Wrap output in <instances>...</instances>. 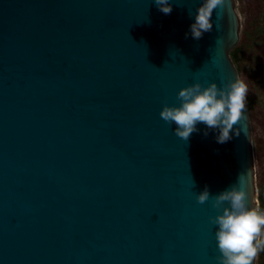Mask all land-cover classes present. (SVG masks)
I'll use <instances>...</instances> for the list:
<instances>
[{"label":"water","instance_id":"water-1","mask_svg":"<svg viewBox=\"0 0 264 264\" xmlns=\"http://www.w3.org/2000/svg\"><path fill=\"white\" fill-rule=\"evenodd\" d=\"M196 2L0 0V264H218L212 195L237 184L257 207L246 103L223 144L159 115L239 80L235 0L199 40Z\"/></svg>","mask_w":264,"mask_h":264},{"label":"clouds","instance_id":"clouds-1","mask_svg":"<svg viewBox=\"0 0 264 264\" xmlns=\"http://www.w3.org/2000/svg\"><path fill=\"white\" fill-rule=\"evenodd\" d=\"M154 3L163 14L172 12L170 0H154ZM222 4L223 0H197L196 7L189 10L192 22L185 38L190 35L199 40L204 33L210 32L214 9ZM246 92V84L237 79L228 80L222 86L214 81L207 86L193 82L178 90L177 105L164 104L159 115L166 123L174 125L175 135L185 141L191 133L199 131L197 125L202 123L206 126L204 135L208 134L207 129H211L216 133L215 141L223 144L237 135L233 125L242 116ZM209 198L207 185L196 193L198 203ZM211 204L217 210L209 220L216 226L218 264H252L258 251L264 249V209L249 207L246 192L237 184L212 195Z\"/></svg>","mask_w":264,"mask_h":264},{"label":"rangeland","instance_id":"rangeland-1","mask_svg":"<svg viewBox=\"0 0 264 264\" xmlns=\"http://www.w3.org/2000/svg\"><path fill=\"white\" fill-rule=\"evenodd\" d=\"M235 2L241 28L239 41L236 44L239 61L234 65L239 80L247 86L245 103L252 128L255 198L258 207L264 202L260 199V195L264 194V0H235ZM257 255L256 261L259 264L260 251Z\"/></svg>","mask_w":264,"mask_h":264},{"label":"flooded vegetation","instance_id":"flooded-vegetation-1","mask_svg":"<svg viewBox=\"0 0 264 264\" xmlns=\"http://www.w3.org/2000/svg\"><path fill=\"white\" fill-rule=\"evenodd\" d=\"M263 196H264V194L260 195V198L263 199V201H264V197ZM259 206H261L262 209H264V202L263 203H260ZM259 256H261V259H260V263L259 264H264V249H261L260 250V255ZM257 257H258V255L256 256V260H257ZM257 263L258 262L256 261L255 264H257Z\"/></svg>","mask_w":264,"mask_h":264},{"label":"trees","instance_id":"trees-1","mask_svg":"<svg viewBox=\"0 0 264 264\" xmlns=\"http://www.w3.org/2000/svg\"><path fill=\"white\" fill-rule=\"evenodd\" d=\"M230 55L232 56L231 58H233V62L234 63H236L237 61H239V57L237 56L238 55V48L236 47V45L231 49ZM258 208H261L262 209L261 206H259Z\"/></svg>","mask_w":264,"mask_h":264}]
</instances>
